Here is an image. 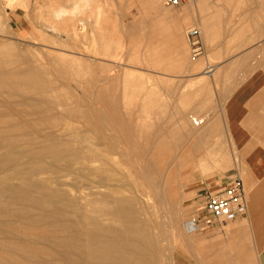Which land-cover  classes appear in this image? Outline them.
I'll return each mask as SVG.
<instances>
[{
  "label": "rangeland",
  "instance_id": "374dc122",
  "mask_svg": "<svg viewBox=\"0 0 264 264\" xmlns=\"http://www.w3.org/2000/svg\"><path fill=\"white\" fill-rule=\"evenodd\" d=\"M209 1L0 0V264H126L89 240L91 209H103L108 195L91 187L98 168L109 172L99 184L133 198L134 227L146 236L124 237L135 250L129 264H244L234 259L228 222L221 231L185 229L201 217L206 190L217 188L208 183L238 168L220 119L205 111L219 89L198 72L215 58L194 57L185 37L198 27L203 47L218 45L195 21L212 18ZM57 9L81 11L58 19ZM73 156L95 167L74 172ZM218 241L226 256H212Z\"/></svg>",
  "mask_w": 264,
  "mask_h": 264
},
{
  "label": "crops",
  "instance_id": "0c3cea01",
  "mask_svg": "<svg viewBox=\"0 0 264 264\" xmlns=\"http://www.w3.org/2000/svg\"><path fill=\"white\" fill-rule=\"evenodd\" d=\"M192 1L208 4V0ZM224 1L229 3V8L221 5L222 2L216 5L214 0L209 1L211 6L206 7L211 10L212 18H208V22L196 17V23L208 29V40L218 44L203 47L200 29L195 27L199 32V55L211 52L215 58L211 65L204 58L205 68L198 73L202 72L211 79L213 90L215 84L218 85L219 92L213 94L211 105H207L205 111L220 119L221 128L217 131L223 134L227 147L235 154L233 162L238 168L233 167L236 170L229 177L227 174L218 180H210L208 184H221L226 178L244 175L248 210L244 218L227 223L234 246L233 256L244 264L248 261L264 264V0ZM223 13L226 17L222 16ZM216 15L221 18L216 20ZM185 24L181 18L174 26L180 29ZM215 34L219 35L217 39ZM227 49L233 53L223 58L222 52ZM220 224L204 228L221 231L224 225ZM218 242L211 245L217 246L212 256H226L224 244Z\"/></svg>",
  "mask_w": 264,
  "mask_h": 264
},
{
  "label": "bare ground",
  "instance_id": "6f19581e",
  "mask_svg": "<svg viewBox=\"0 0 264 264\" xmlns=\"http://www.w3.org/2000/svg\"><path fill=\"white\" fill-rule=\"evenodd\" d=\"M74 7L75 6L73 5V8ZM79 8H77V9L79 10ZM70 10H72V9H70ZM57 11H58V9H57ZM74 11L67 12L66 10L65 11L64 10H59L57 12L56 16L58 17V19H59V17L63 18L67 14L73 15V14L77 13V12H74ZM80 11H81V9H80ZM79 12H78V14H79ZM78 14H75V15L78 16ZM81 14H82V12H81ZM193 121H197L198 122V120L192 119V123L195 126V123ZM197 125H199V124H197ZM73 160H74V168H72V169H74L73 171L77 172V173H80V171H83V170H85V171L87 170L88 171L92 167H95L93 165L94 162H95V159H86V158H82V156L81 157L80 156L79 157L73 156ZM127 161H129V160L127 159ZM20 164L21 163H18L17 165H12V167L15 168V171H14L15 174H20L21 171L20 170H16V167L18 165H20ZM98 169H99V172L97 170H94V171L92 169L90 170L91 171V175L92 176L95 175L98 178V181H95V180L92 181V183L94 185L91 186V187H92V189L93 188L94 189H98V188H102L103 187V188L108 190V195L106 196V199H104L105 207L103 209H97L98 207L97 208L92 207V209H91V214H90V216L88 218L89 219V224L91 226V231L88 233L89 238H90L89 240L93 244L94 243H101L103 245L101 247H104L105 249H108L109 252L111 253L110 255L115 254V256H119L120 259H121V263H126V264L132 263V260H133L132 257L134 256L135 250L134 251L133 250L129 251V250H126V248L123 247V245L125 244L124 243L125 242L124 241V237L125 236L130 237L132 240H135V241L137 239L142 240L143 238H146V236L143 233H138L136 228L134 227L135 226V220H136V214L131 209L133 198H128V197L123 196V194H122L123 189H122V187H120V185H112L111 186V184H108V183H106V185L99 184L98 183L99 182V178L102 177L103 175H104V178L106 179V181H108V173L109 172H105L106 170L100 171V168H98ZM70 172H72V171H70ZM34 173H35V171H31L29 173H24V179L25 180L30 179L34 175ZM43 181H44V179H42V178L37 179L38 183H40V182L42 183ZM92 194L93 193L91 192L90 195H92ZM104 220L113 221V222L116 223V225L115 226H111L110 225L108 227H103L102 226L103 224L101 222L104 221ZM113 229L117 231V234L109 235L110 232ZM97 239H98L99 242L95 241ZM160 242L161 241L158 238V235L156 233L155 234V238H154V244H155L154 246H157L159 248ZM142 249H143V247H142ZM94 255L96 256V253H94L92 251H90L87 254V258L86 259L89 260L88 261L89 263H92L91 261H93V263H94V260H95ZM105 257L108 258V256H105Z\"/></svg>",
  "mask_w": 264,
  "mask_h": 264
},
{
  "label": "built area",
  "instance_id": "2783aa9c",
  "mask_svg": "<svg viewBox=\"0 0 264 264\" xmlns=\"http://www.w3.org/2000/svg\"><path fill=\"white\" fill-rule=\"evenodd\" d=\"M188 0H161L163 6L177 8ZM186 41L191 48L193 56H198L201 51L199 32L191 28L185 33ZM195 125L201 124L202 120L193 121ZM201 217L188 219L185 222L187 233L198 231L201 225L208 226L228 222L240 218L246 213L247 198L240 177L229 178L217 188L203 194Z\"/></svg>",
  "mask_w": 264,
  "mask_h": 264
}]
</instances>
